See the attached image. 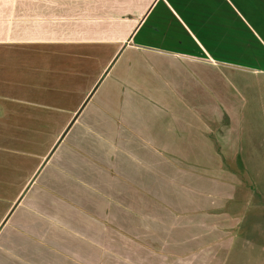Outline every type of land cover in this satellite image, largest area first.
<instances>
[{
	"label": "crops",
	"instance_id": "obj_1",
	"mask_svg": "<svg viewBox=\"0 0 264 264\" xmlns=\"http://www.w3.org/2000/svg\"><path fill=\"white\" fill-rule=\"evenodd\" d=\"M0 45L50 49L4 88L62 123L17 137L0 264H227L250 167L201 85L264 71V0H0Z\"/></svg>",
	"mask_w": 264,
	"mask_h": 264
},
{
	"label": "rangeland",
	"instance_id": "obj_2",
	"mask_svg": "<svg viewBox=\"0 0 264 264\" xmlns=\"http://www.w3.org/2000/svg\"><path fill=\"white\" fill-rule=\"evenodd\" d=\"M50 54V49L42 47L0 45V178L10 172V166L14 163L11 154L15 156L22 150L25 152L29 146L25 143L20 145L17 137L21 134L33 136L36 132L48 130L43 145L40 143L37 146H40V156L36 157L40 159L56 135L55 131L62 125L57 113L47 108L49 106H35L26 102L22 104L18 92L4 88L5 82H12V77L20 76L11 71L13 67L18 69L20 64H5L3 61L9 57ZM6 69L8 75L5 76ZM201 87L205 107L213 109L219 101L230 109V121L237 124V133L241 126L243 152L246 153V162L250 167L252 195L246 212L240 215L242 223L238 230L233 231L236 237L227 264H264V230L257 231V226H264V71L225 70L217 78L205 79ZM4 90L9 93L6 94L9 97L3 96ZM22 98L26 101L27 97L23 95ZM0 190L2 192L4 189ZM250 234V240L241 238Z\"/></svg>",
	"mask_w": 264,
	"mask_h": 264
}]
</instances>
